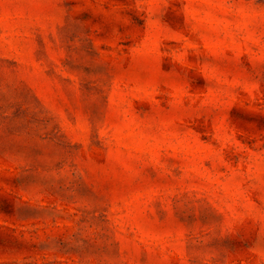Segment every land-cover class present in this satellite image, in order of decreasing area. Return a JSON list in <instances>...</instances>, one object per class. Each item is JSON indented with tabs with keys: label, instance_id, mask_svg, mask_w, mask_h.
<instances>
[{
	"label": "rangeland",
	"instance_id": "1",
	"mask_svg": "<svg viewBox=\"0 0 264 264\" xmlns=\"http://www.w3.org/2000/svg\"><path fill=\"white\" fill-rule=\"evenodd\" d=\"M0 264H264V0H0Z\"/></svg>",
	"mask_w": 264,
	"mask_h": 264
}]
</instances>
